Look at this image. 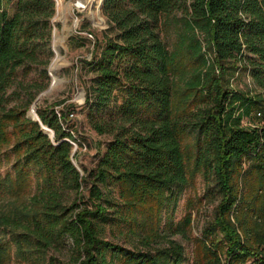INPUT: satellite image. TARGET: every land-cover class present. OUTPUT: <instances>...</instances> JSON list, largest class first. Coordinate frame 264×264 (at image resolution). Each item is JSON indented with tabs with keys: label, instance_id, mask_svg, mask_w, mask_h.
<instances>
[{
	"label": "trees",
	"instance_id": "trees-1",
	"mask_svg": "<svg viewBox=\"0 0 264 264\" xmlns=\"http://www.w3.org/2000/svg\"><path fill=\"white\" fill-rule=\"evenodd\" d=\"M54 9L0 0V162L12 158L0 263L179 264L168 232L192 218L172 210L199 173L218 198L190 264H264V0H102L105 25L69 38L90 47L74 65L82 102L34 103L50 137L26 111L48 83ZM241 73L247 88L232 83ZM77 106L105 136L82 172L69 141Z\"/></svg>",
	"mask_w": 264,
	"mask_h": 264
},
{
	"label": "rangeland",
	"instance_id": "rangeland-1",
	"mask_svg": "<svg viewBox=\"0 0 264 264\" xmlns=\"http://www.w3.org/2000/svg\"><path fill=\"white\" fill-rule=\"evenodd\" d=\"M98 0H54V14L50 17L51 30L55 31L59 51L54 54L51 50V55L47 62L48 82L50 79L59 78L55 81L51 89L42 94L35 103H50L56 102L58 99L67 97L65 102L71 100L76 104H80L83 100V89L75 74V63L79 56H89L90 47L85 41L84 45H76V41H69V38L75 35L86 37V40L91 39V35L87 32L89 29L98 30L105 25L104 18L100 11L97 10ZM56 10V12H55ZM54 18V20H52ZM103 20V21H102ZM170 40V39H169ZM78 41V40H77ZM52 38L50 37V47ZM53 46V45H52ZM54 64V72L51 71V65ZM36 69L33 68L30 73L24 77L27 87L31 90L35 85L34 79H37ZM33 80V85L31 84ZM233 84L239 87L247 88L250 86L249 77L246 74H239L234 78ZM48 84V83H47ZM47 86V85H46ZM45 86V87H46ZM40 89L35 96L43 90ZM84 96V94H83ZM32 105V104H31ZM31 105L29 108H31ZM35 105V104H34ZM62 103L54 105L57 109ZM28 108V109H29ZM72 110V116L69 119L70 131L74 136L75 143L72 144L73 153L72 160L76 163L80 172L82 166L89 167L94 163L95 151L101 149L105 136L96 134L86 123L84 109H79L78 106ZM6 158L0 162V175L5 170H10V160ZM7 192L0 194V205L11 195ZM218 193L210 177L197 173L192 184L186 186L179 194L173 210L172 219L176 221L185 210H190L191 226L185 230L183 234L178 232H168V237L174 238L182 245V259L179 264H190L191 262V236L199 234L202 226L208 222L213 215L214 205L217 201ZM12 200V199H11ZM169 209L166 208L163 215H167ZM170 233V234H169ZM7 246L5 231L0 228V247ZM57 252L56 249L53 250ZM13 254V253H12ZM12 254L0 264H22L15 255ZM59 254H62L60 252Z\"/></svg>",
	"mask_w": 264,
	"mask_h": 264
},
{
	"label": "water",
	"instance_id": "water-1",
	"mask_svg": "<svg viewBox=\"0 0 264 264\" xmlns=\"http://www.w3.org/2000/svg\"><path fill=\"white\" fill-rule=\"evenodd\" d=\"M101 1L102 0H98V2H97V10L99 9V6H100V3H101ZM99 11V10H98ZM103 21V20H102ZM52 34H53V29L51 30V38H52ZM51 50H52V44H51ZM49 74V73H48ZM59 80V78H56V80L55 79H50V81L48 82V84H47V86L43 89V90H41L35 97H34V99H33V101H32V103L31 104H34L38 99H39V97L42 95V94H44V93H46V92H48L50 89H51V87L54 85V83H55V81H58ZM82 97H83V94H82ZM26 116H28V117H30V118H36V119H38V121H39V124H40V126H41V128L43 129V131H45L50 137L52 136V134H53V132H52V130L50 129V128H48L46 125H44V124H42L41 122H40V120H39V118H38V116H37V114H36V112L34 113V114H31L30 112H29V109L26 111ZM73 152V149H71V153ZM71 162L76 166V168L79 170V168L77 167V165H76V163L72 160V157H71ZM80 171V170H79Z\"/></svg>",
	"mask_w": 264,
	"mask_h": 264
},
{
	"label": "bare ground",
	"instance_id": "bare-ground-1",
	"mask_svg": "<svg viewBox=\"0 0 264 264\" xmlns=\"http://www.w3.org/2000/svg\"><path fill=\"white\" fill-rule=\"evenodd\" d=\"M55 12H56V10H55ZM52 20H54V18ZM55 32H56V28H55V31H53V34H52V45H53L52 46V50H53L54 54H56L59 51L58 46L55 45V34H56ZM29 112L31 114L35 113L34 104L31 105V108L29 109Z\"/></svg>",
	"mask_w": 264,
	"mask_h": 264
},
{
	"label": "built area",
	"instance_id": "built-area-1",
	"mask_svg": "<svg viewBox=\"0 0 264 264\" xmlns=\"http://www.w3.org/2000/svg\"><path fill=\"white\" fill-rule=\"evenodd\" d=\"M71 115H72V113H69V116H71ZM69 141H70L72 144L75 143L74 141H72V140H70V139H69Z\"/></svg>",
	"mask_w": 264,
	"mask_h": 264
}]
</instances>
